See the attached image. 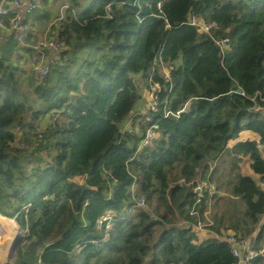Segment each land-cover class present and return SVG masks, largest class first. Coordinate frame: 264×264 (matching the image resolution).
<instances>
[{
	"label": "trees",
	"instance_id": "16d2710c",
	"mask_svg": "<svg viewBox=\"0 0 264 264\" xmlns=\"http://www.w3.org/2000/svg\"><path fill=\"white\" fill-rule=\"evenodd\" d=\"M83 2L70 0L53 28L64 49L44 82L14 61V38L0 50V215L24 232L7 264H234L226 243L199 245L179 222L203 220L209 195L192 216L193 187L214 181L225 154L248 157L260 176L236 174L231 195L246 209L232 226L257 232L263 249L264 0H93L75 12ZM193 18L216 28L201 33ZM226 37L222 55L216 42ZM151 83L161 85L158 138L141 148L149 124L133 113ZM52 113L58 122L39 139ZM130 118L138 132L121 126ZM243 131L259 142L229 151ZM141 197L148 208L136 207ZM106 212L116 214L108 231L98 226Z\"/></svg>",
	"mask_w": 264,
	"mask_h": 264
},
{
	"label": "built area",
	"instance_id": "2783aa9c",
	"mask_svg": "<svg viewBox=\"0 0 264 264\" xmlns=\"http://www.w3.org/2000/svg\"><path fill=\"white\" fill-rule=\"evenodd\" d=\"M42 5V0H0V35L13 34L20 48L22 54L27 55V70L32 72L36 80L40 83L44 82L51 74L52 69L59 62V55L63 51V45L59 41L57 35L53 32V29H48L42 32L36 42L29 43L28 39L30 34L33 33L32 23L29 17L37 12ZM161 7V5H159ZM192 25L198 28L201 33H210L216 24H208L204 21L193 18ZM55 24V23H54ZM52 24V25H54ZM53 32V33H52ZM217 45L221 50L222 55L228 53L231 49V40L226 37L218 40ZM25 67V66H24ZM167 71V79L171 78L172 67L165 66ZM152 84V83H151ZM161 90L159 83H153L148 89V105L143 113L146 122L149 124L144 138L141 141V148L151 147L158 138L157 124L153 121L154 115L159 113L160 105L158 101V92ZM188 104L181 111L176 114L165 111V116L170 115L178 116L182 112L187 110ZM59 116L57 113H52L47 120H43L38 128L39 139H42L47 129L54 126L58 122ZM130 132H135L134 129ZM181 184H186L185 180L180 181ZM210 184L197 182L193 187L197 201L194 208L191 211L192 216H198L197 206L204 199L206 191L209 190ZM264 186V183H262ZM137 208H147L146 200L141 197L136 200ZM133 210L129 211L132 213ZM115 213L106 212L98 221L99 228H103L106 231L112 228L115 220ZM205 224L198 221L197 227H204ZM256 233V232H255ZM1 236V235H0ZM254 239L250 237H243L237 234H231L224 236L220 241L226 243L235 258L234 264H253V261L258 257L264 255V248L257 249Z\"/></svg>",
	"mask_w": 264,
	"mask_h": 264
},
{
	"label": "crops",
	"instance_id": "0c3cea01",
	"mask_svg": "<svg viewBox=\"0 0 264 264\" xmlns=\"http://www.w3.org/2000/svg\"><path fill=\"white\" fill-rule=\"evenodd\" d=\"M45 18H46V13H42L39 11L38 14L35 15V18H31V20L29 19L30 22L32 23V27L34 29L33 33L30 34V36H29V39H28L29 43H34L37 41L38 36L42 33V31H40V23L44 24ZM11 37L15 39L13 34H5L2 36L0 35V50L5 47V45L7 44V42L9 41V39ZM14 61H17L23 67L25 66V68L28 67L27 55L22 54V49L20 48V46L16 50V53L14 56ZM163 73L165 76H167V74H168L166 69H163ZM141 84H143V83L141 82ZM147 91H148V89L142 85V89H141V104L142 105H139L138 107H136V109H135L136 111L133 113L134 114L133 117L143 116V113H144V111L148 105ZM47 119H45V120H47ZM136 122L137 123L134 124V121L132 120V118H130L128 120L125 128H127L128 130L136 129L138 132L139 131V125H138L139 122H138V120H136ZM259 140H260V138L256 133L251 132V131H243L237 140H233L229 143L228 149H229V151H231L233 149V147L236 144H238L239 142H245V141H257V142H259ZM238 159H239V161L234 162L233 158L229 154H225L224 158H223L224 163H220L219 165H217V171L214 174V181L209 183L206 180H202V183H206L207 185L209 183L210 184L209 189H211V191H216V194H217V195H214V196H217L214 199L209 198L207 200L203 220L201 218L198 219L200 222L205 224V226L204 227H197L198 222L192 224L189 222L179 221L181 225H185L188 228L192 227V230L195 232V234L197 235V238H198V241L196 243L199 245L204 244L205 242L210 241V240H217L219 242H222V241H220V239L222 237L227 236V235H231V234L248 236V235H245V232L241 230L242 227L240 228V227H236V226L233 227L232 226L235 223H240V226H242L243 220L245 221L244 211L238 209L236 206H235V209H233V206H230V205L227 206L226 204L228 202H230L232 204L233 201H231V200L237 199L231 195L232 188L234 186V183L236 182L235 176L237 173H240L243 176L251 177L257 181H259L260 176L255 174L254 171L252 170L251 162H250L248 157L239 156ZM235 163H237V166H238L237 168L234 167ZM75 180L81 184L84 182L83 177H78ZM197 182H201L200 179H198ZM261 187L264 188V186H262V184H261ZM138 189H139V186L136 185V186H134L133 191L135 193H137ZM206 193L209 194L208 191H206ZM222 193H225V195L229 196V198L221 197L223 195ZM221 198H223V201L221 200ZM196 200H197V197H196ZM221 201L223 204L222 207L219 206ZM194 205H193L192 209L194 208ZM200 205L201 204L198 205L199 208H200ZM234 205H237V202H234ZM192 209H191V211H192ZM197 210H198V216H196V217H199V209H197ZM0 219H1V217H0ZM2 220L6 221V219L4 217L2 218ZM12 227H14L13 224H11V226H8L7 228L6 227L5 228L9 232V230ZM159 232H160V229L158 230L157 235L159 234ZM2 233H3V230H0V235ZM254 234L256 237L257 232L250 235L252 240L254 239ZM250 236H248V237H250ZM263 247H264V245H263ZM4 256H5V254H4ZM0 263L6 264L5 261L0 262Z\"/></svg>",
	"mask_w": 264,
	"mask_h": 264
},
{
	"label": "rangeland",
	"instance_id": "374dc122",
	"mask_svg": "<svg viewBox=\"0 0 264 264\" xmlns=\"http://www.w3.org/2000/svg\"><path fill=\"white\" fill-rule=\"evenodd\" d=\"M92 2H93V0H85V2H83V4L81 5V7L79 9L74 10V11L80 12V13L84 12L86 9H88L91 6ZM70 8H71L70 0H42L41 9H39V11L42 13H46V18L44 19V24L40 23V31L44 32L48 29L52 30L55 26L58 25L59 21L67 15ZM35 15H37V13L36 14L34 13L33 15H31L29 17V19L31 20V18H35ZM52 24H54V25H52ZM141 78H142L141 75H133V79L136 81V83L138 85H139ZM139 105H142L141 100H139L137 102L136 107H138ZM121 126L124 127V126H126V124L123 122L121 124ZM208 192H209L208 199L209 198L214 199L215 197H217V196H214V195H217L216 191H211V189H209ZM222 194L223 195L221 197L229 198V196L225 195V193H222ZM137 199L138 198H136V200ZM221 200L223 201V198H221ZM222 201L219 204L220 207H222V205H223ZM231 201H233L232 204L230 202H228L226 205L227 206L228 205L233 206V209H235V206H236L238 209H240L242 211H244L246 209L245 203L242 200L235 199V200H231ZM234 202H237V205H234ZM157 204H158V197L156 196L154 198V201H153L154 208L157 206ZM148 206H149V203L147 204V208H148ZM150 206H151V204H150ZM135 209H137V208L135 207ZM0 217H1V219H0V222H1L0 223V230H3V233L0 236V254H2L0 256V262L5 261L7 264L8 262H11L13 260V256L10 254L12 245L15 243V241L19 237L23 236L24 232L15 220H9V219L4 217L6 219V221H5V220H2L3 217L1 215H0ZM11 224H13L14 227H12L8 232V230H6V228L8 226H10ZM4 254H5V256H4Z\"/></svg>",
	"mask_w": 264,
	"mask_h": 264
},
{
	"label": "water",
	"instance_id": "95a60500",
	"mask_svg": "<svg viewBox=\"0 0 264 264\" xmlns=\"http://www.w3.org/2000/svg\"><path fill=\"white\" fill-rule=\"evenodd\" d=\"M240 92H241V91H240ZM257 111H261V112L264 113V108H262V107H258V108H257ZM150 215L152 216L153 220H156V217L153 215V213L150 212Z\"/></svg>",
	"mask_w": 264,
	"mask_h": 264
},
{
	"label": "bare ground",
	"instance_id": "6f19581e",
	"mask_svg": "<svg viewBox=\"0 0 264 264\" xmlns=\"http://www.w3.org/2000/svg\"><path fill=\"white\" fill-rule=\"evenodd\" d=\"M1 223V222H0ZM11 226V225H10ZM2 254H0V256H1ZM4 257V256H3Z\"/></svg>",
	"mask_w": 264,
	"mask_h": 264
}]
</instances>
